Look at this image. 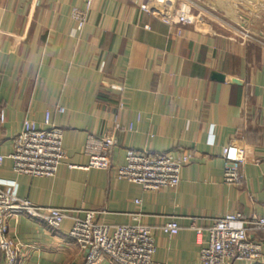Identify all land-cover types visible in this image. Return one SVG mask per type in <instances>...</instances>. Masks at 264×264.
Listing matches in <instances>:
<instances>
[{"label":"crops","instance_id":"crops-1","mask_svg":"<svg viewBox=\"0 0 264 264\" xmlns=\"http://www.w3.org/2000/svg\"><path fill=\"white\" fill-rule=\"evenodd\" d=\"M149 1L96 0L79 31L71 14L83 0H0V188L70 212L59 229L24 215L8 221L20 264H86L88 253L69 237L72 212H101L96 222L112 227L140 214L160 264H202L196 232L214 219L264 218V47L203 7L193 10L199 22L179 35L142 11ZM230 12L264 41L255 16ZM26 121L64 131L66 157L53 178L14 172L9 157ZM117 126L112 169L86 170L87 138ZM231 144L246 150L238 187L224 183L223 150ZM129 150L191 159L177 188L146 192L116 178ZM174 218L180 232L170 238L161 228ZM253 237L262 242L261 260L230 264H264V237ZM100 264L114 263L104 257Z\"/></svg>","mask_w":264,"mask_h":264},{"label":"built area","instance_id":"built-area-1","mask_svg":"<svg viewBox=\"0 0 264 264\" xmlns=\"http://www.w3.org/2000/svg\"><path fill=\"white\" fill-rule=\"evenodd\" d=\"M96 0H83L84 7L72 10V19L79 31L86 26ZM196 8L191 0H150L141 7L146 14L156 17L168 27L181 28L195 25L200 17L193 10ZM225 23V22H224ZM229 25V24H228ZM146 29H149L146 27ZM248 40L264 47V41L238 29ZM5 112H0V121H5ZM120 127L102 136H89L84 154L89 163L86 170L112 169L111 156L116 147L114 134ZM132 126L130 127V130ZM14 151L9 157L14 172L38 178H53L57 175L66 153L64 150V131L58 127L41 129L36 123L26 121L22 131L13 140ZM226 160L224 183L238 187L242 184V165L246 162L245 148L231 144L224 148ZM190 155L175 158L171 154L150 155L129 150L126 162L115 168L116 178L137 184L146 192L163 189H175L181 182L183 168L189 164ZM3 158L0 157V162ZM139 204V202H136ZM69 211L63 209L43 208L29 200L19 199L0 188V253L4 264H20V247L10 237L8 221L19 216L31 219L43 218L49 227L59 229ZM78 215L74 219L69 237L88 253L86 264H100L104 257L114 264H160L154 262L156 244L153 230L141 223V215L131 216L133 223L125 226H106L98 224L96 218L101 212H72ZM161 232L172 238L180 232L179 220L168 221ZM202 264H230L232 261L257 263L262 258V242L253 235L264 237V218L250 220L240 213L228 214L211 221L207 229H198Z\"/></svg>","mask_w":264,"mask_h":264},{"label":"rangeland","instance_id":"rangeland-1","mask_svg":"<svg viewBox=\"0 0 264 264\" xmlns=\"http://www.w3.org/2000/svg\"><path fill=\"white\" fill-rule=\"evenodd\" d=\"M194 4H196V7H203L204 9L202 11L223 20L226 24H229L230 26L243 30L247 33H249L251 36H255L253 32L247 31L245 28L241 27L239 24H236L235 22H232L230 18L228 17V14H230V10L236 11L240 17H251L255 16V24L256 26L263 27V21L264 19V1L261 0H211L213 1L214 6H209L207 4H204L202 2H197L196 0H193ZM202 9V8H201ZM243 21H241L242 23Z\"/></svg>","mask_w":264,"mask_h":264},{"label":"water","instance_id":"water-1","mask_svg":"<svg viewBox=\"0 0 264 264\" xmlns=\"http://www.w3.org/2000/svg\"><path fill=\"white\" fill-rule=\"evenodd\" d=\"M261 1H264V0H261ZM218 79L222 80L223 78H222V76H219Z\"/></svg>","mask_w":264,"mask_h":264}]
</instances>
